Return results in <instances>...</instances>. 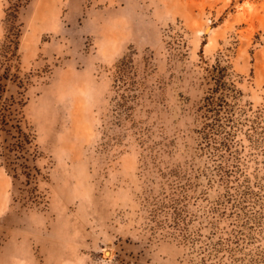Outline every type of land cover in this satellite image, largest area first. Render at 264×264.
Wrapping results in <instances>:
<instances>
[{
    "label": "rangeland",
    "instance_id": "1",
    "mask_svg": "<svg viewBox=\"0 0 264 264\" xmlns=\"http://www.w3.org/2000/svg\"><path fill=\"white\" fill-rule=\"evenodd\" d=\"M19 17L40 174L34 197L0 166V264H264V0H29ZM131 52L143 86L117 123ZM218 60L233 91L206 104Z\"/></svg>",
    "mask_w": 264,
    "mask_h": 264
},
{
    "label": "trees",
    "instance_id": "2",
    "mask_svg": "<svg viewBox=\"0 0 264 264\" xmlns=\"http://www.w3.org/2000/svg\"><path fill=\"white\" fill-rule=\"evenodd\" d=\"M7 1L3 19L5 32L0 41V166L4 167L14 183L19 181L27 186L30 195L36 197V179L40 169L35 162L39 151L35 133L24 113V106L29 98L27 91L30 80L20 74L19 53L23 26L19 10L29 0ZM226 70L227 65H221L219 60L207 68L206 77L214 80L217 87L212 96L207 98L206 104L213 103L217 97L222 101L225 95L233 91L228 85L224 86L227 83ZM137 75L133 52L116 62L112 86L115 91L113 110L117 123L122 119H133L134 104L139 99L143 86L141 79L136 78Z\"/></svg>",
    "mask_w": 264,
    "mask_h": 264
},
{
    "label": "bare ground",
    "instance_id": "3",
    "mask_svg": "<svg viewBox=\"0 0 264 264\" xmlns=\"http://www.w3.org/2000/svg\"><path fill=\"white\" fill-rule=\"evenodd\" d=\"M44 7H46V6H44ZM44 7H43V8H44ZM41 9H42V8H41ZM41 9H40V10H41ZM44 10H45V8H44ZM43 13H44V12H43ZM206 30H209V27H207ZM106 253L109 254V253H110V250L106 251Z\"/></svg>",
    "mask_w": 264,
    "mask_h": 264
}]
</instances>
